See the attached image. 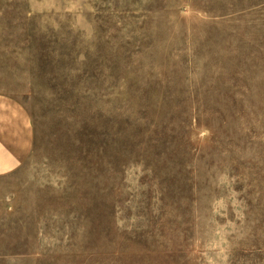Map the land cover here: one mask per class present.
Instances as JSON below:
<instances>
[{
  "label": "rangeland",
  "instance_id": "374dc122",
  "mask_svg": "<svg viewBox=\"0 0 264 264\" xmlns=\"http://www.w3.org/2000/svg\"><path fill=\"white\" fill-rule=\"evenodd\" d=\"M0 94V264H264V0H0Z\"/></svg>",
  "mask_w": 264,
  "mask_h": 264
},
{
  "label": "crops",
  "instance_id": "0c3cea01",
  "mask_svg": "<svg viewBox=\"0 0 264 264\" xmlns=\"http://www.w3.org/2000/svg\"><path fill=\"white\" fill-rule=\"evenodd\" d=\"M33 141L32 123L23 105L0 94V177L22 166Z\"/></svg>",
  "mask_w": 264,
  "mask_h": 264
}]
</instances>
